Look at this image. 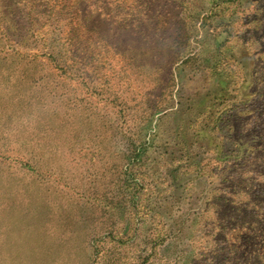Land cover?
Segmentation results:
<instances>
[{
	"label": "rangeland",
	"instance_id": "1",
	"mask_svg": "<svg viewBox=\"0 0 264 264\" xmlns=\"http://www.w3.org/2000/svg\"><path fill=\"white\" fill-rule=\"evenodd\" d=\"M192 1L0 0V264H264V185L253 210L240 190L254 188L264 150L242 159L241 176L224 161L167 188L165 140L222 61L181 63L198 17L207 30L190 32L188 49L212 34L260 87L236 119L241 150L257 141L249 129L264 140V0L199 15ZM141 140L144 157L129 163ZM231 211H256L253 225ZM138 222L131 245L108 233Z\"/></svg>",
	"mask_w": 264,
	"mask_h": 264
},
{
	"label": "trees",
	"instance_id": "2",
	"mask_svg": "<svg viewBox=\"0 0 264 264\" xmlns=\"http://www.w3.org/2000/svg\"><path fill=\"white\" fill-rule=\"evenodd\" d=\"M249 0H193L189 3L190 12L199 15V12H205L210 14L218 7L222 6L225 9H228L230 5L234 4L235 6L242 5V2H248ZM199 17L194 21H190L185 25V31L182 34L181 46L178 52H186L185 59L181 62L182 64L194 63L198 61L197 67L199 65L208 64L210 68L213 67V63L210 62L212 53L218 51L222 58L218 59L221 61L219 67H215L212 75H209V79L205 81V84L201 85L198 88V91L192 95L190 98L191 105H187L184 110L181 111L180 122L176 125L172 132L165 140L167 146L166 156H162L164 161L163 164H167L168 168L165 171V175L168 179L167 188L176 189L179 188L181 182L185 180L196 181L197 184L202 183L206 177L213 176L214 169L219 168L224 161H232L236 165L238 175L241 176L243 171V165L245 157L253 153H261L264 150L262 145L263 139L259 132L254 129H249L247 134H253L256 136L257 141L253 146H250L248 151L241 150L243 133L239 131L238 124L236 119L241 116H246L251 114L253 107L252 102L254 97L261 96L260 87L246 85L244 82L245 76L248 77L249 68L246 70L245 63L242 59H237V54L233 52V49L230 45L224 42L216 44L210 40L212 34H209V37L206 35H201L199 40V49L197 51H192L188 49V39L190 32L195 34H201L206 32L207 29H204L206 24V18L197 24ZM203 26L202 28H199ZM201 44V46H200ZM212 50H207L206 46H211ZM211 51V52H210ZM252 57L251 55H249ZM235 64L234 70L230 67L227 69L225 65ZM225 63V64H224ZM223 64V65H222ZM180 69V68H179ZM175 76H179V71H175ZM257 74V72L255 71ZM253 74H251L250 79ZM172 82V72H171ZM255 80V79H253ZM171 93H168V96ZM248 103V104H246ZM159 108L154 107V110ZM145 141H139L138 149L133 150L134 155L132 154L129 163L132 161H141L146 152V147L144 146ZM202 151H198L200 149ZM131 161V162H130ZM127 163V165L129 164ZM235 170V171H236ZM126 170L124 175H126ZM243 174H246L249 179L251 177L248 175L249 171L244 170ZM125 177V176H124ZM214 177V176H213ZM261 178H264V170L261 168L257 169L254 172L252 177L251 184L254 183L253 189H240L242 190V195L244 196V202L247 206L253 210L258 203L259 196L262 195L263 189L260 187L263 186ZM124 188H128L131 180L128 178L123 179ZM211 181V180H210ZM212 182V181H211ZM261 185V186H260ZM125 191V190H124ZM134 194V193H133ZM249 196V199L245 198ZM136 211H131L132 220L134 213ZM232 214H236L237 217L246 218L248 224L253 225V214L256 211H231ZM245 214V215H242ZM250 220V221H249ZM254 221V220H253ZM258 223L257 220H255ZM134 224V223H133ZM135 225L138 227H133L130 225L129 229L132 230L131 233H123V227L113 230H109L108 233L111 234L118 243L120 244H129L134 243L137 233H140L139 222ZM156 235V234H155Z\"/></svg>",
	"mask_w": 264,
	"mask_h": 264
}]
</instances>
